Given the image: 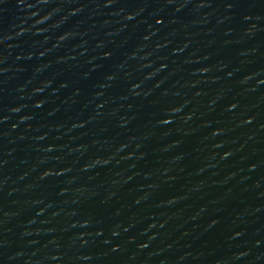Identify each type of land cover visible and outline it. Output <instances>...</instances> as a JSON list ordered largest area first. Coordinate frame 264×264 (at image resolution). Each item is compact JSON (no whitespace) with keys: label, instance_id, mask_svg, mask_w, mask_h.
<instances>
[{"label":"water","instance_id":"1","mask_svg":"<svg viewBox=\"0 0 264 264\" xmlns=\"http://www.w3.org/2000/svg\"><path fill=\"white\" fill-rule=\"evenodd\" d=\"M0 264H264V0H0Z\"/></svg>","mask_w":264,"mask_h":264}]
</instances>
